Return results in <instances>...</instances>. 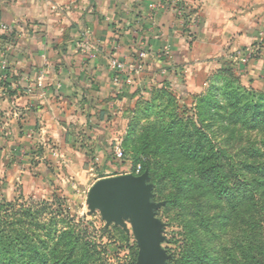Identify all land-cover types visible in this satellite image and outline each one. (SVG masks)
<instances>
[{"label": "crops", "instance_id": "0c3cea01", "mask_svg": "<svg viewBox=\"0 0 264 264\" xmlns=\"http://www.w3.org/2000/svg\"><path fill=\"white\" fill-rule=\"evenodd\" d=\"M158 1L163 0H0V22L10 28L0 32V119L9 117L17 155L30 139L43 137L56 148L52 154L43 148L38 161L44 167L55 161L54 152L80 149V131L87 135L85 145L105 155L111 132L104 124L126 115L140 98L128 89L119 92L112 56L130 59L141 49L167 48L156 56L158 71L187 69L196 91L201 77L206 83L233 63L264 30V0H182L203 22L190 45L195 21L184 27L170 6L150 12V3ZM262 51L237 72L244 87L258 92H264V41ZM190 86L188 92L195 93ZM63 156L61 162L71 167L81 164L73 153Z\"/></svg>", "mask_w": 264, "mask_h": 264}, {"label": "rangeland", "instance_id": "374dc122", "mask_svg": "<svg viewBox=\"0 0 264 264\" xmlns=\"http://www.w3.org/2000/svg\"><path fill=\"white\" fill-rule=\"evenodd\" d=\"M159 2L153 3L158 4ZM180 2L183 1L179 0ZM149 10L155 14L160 9L152 11L149 6ZM192 18L195 23L192 24L190 34L187 35L190 45L197 41V35L203 24L197 15H193ZM182 24L184 27L191 25ZM261 38H264V30L259 32L258 41L249 47L258 45ZM259 48L260 57L258 59L263 54L262 44ZM244 50L238 51L237 59L234 58L233 63L230 64L236 75L237 72H242V68H245L238 62L239 56ZM141 51L142 49L138 50L134 58L127 59L125 57L123 59L127 62L132 61L138 54L140 55ZM147 51L148 59L143 71L133 77L128 88L121 89L113 80L119 92L128 89L139 93L141 102L136 112L128 111L123 117L117 115L112 122H107L108 125L104 124L106 129L111 132L108 133L110 141L107 144L105 155L100 151L93 150L91 145H85L87 144V135H81V131H78L79 135L75 139V144L80 149L69 153L63 152L64 156L63 154L62 156L64 159H68L73 153L74 156L81 158L80 165L71 167L70 163L67 165V162H61V152H54L55 161L49 160L50 164L48 162L44 167H41L38 159L43 157V148L46 146L49 153L52 154L51 151L56 149L53 144H48V141L43 137H40L39 143L29 142L30 139L27 142L28 145H24L23 151H19V155H17L13 150V147L17 146L16 136L11 134V130L10 132L7 130L10 128L9 117H3L2 121L0 119V205L4 200L8 202L19 200L20 204L37 208H42L47 204L50 211L60 209L65 213L68 212L67 214L75 217L76 220L86 219L92 224L89 226L90 230L98 231L99 236L103 235L96 242L102 245L101 251H104L102 257L112 264H125L127 257L132 252L137 253L136 264H138L139 246L130 218L124 217L123 225L117 224L115 221L108 224L100 211L93 212L90 209L89 191L100 179L125 175V173L132 172L138 165H141L142 170L149 173V184L152 185L153 193L152 202L162 204L155 211V217L162 225L161 237L163 240L160 245L165 254V264H169L174 256H179L180 247L187 240L181 234L184 233L183 227L188 222L201 217L219 216L225 208V204L218 201L216 196L209 191H188L193 182H199L194 164L179 151L174 155L173 152L168 151L176 143V140L173 137H167L166 134V129L175 115L186 112L184 118H193L199 106V102L194 97L206 95L211 86L216 89L221 84L216 81L211 82L212 75L207 77L206 83H203L204 80L201 77L202 79H199V82L202 83L201 87L198 86L194 91L193 80L190 79L187 69H176L171 73L167 69L158 71L159 68L156 66L158 53H152L149 49ZM249 64L250 62L246 67ZM188 84H191L190 87L193 90L191 92L195 93L188 92ZM163 89L165 96H157L156 92L161 93ZM205 108L207 107L202 105V111ZM173 115L174 117H171ZM196 119L194 117V121ZM219 129L220 127L216 126L212 131L218 132ZM116 142H120L126 150L125 162L113 157L112 147ZM31 146L35 148L31 149ZM19 161H26L29 165H22ZM26 172L29 178L24 180L22 176ZM151 172L154 174L153 177L150 176ZM42 177L45 181L41 180ZM43 203L44 205H42ZM219 223L216 222L217 226ZM207 231L204 232L207 237H210L213 232L210 243H207V250L210 258L209 264H214V261L218 260L220 249L223 246H229L238 232L234 228L223 227ZM199 232L201 233L202 230ZM199 264L201 263L199 262Z\"/></svg>", "mask_w": 264, "mask_h": 264}, {"label": "trees", "instance_id": "16d2710c", "mask_svg": "<svg viewBox=\"0 0 264 264\" xmlns=\"http://www.w3.org/2000/svg\"><path fill=\"white\" fill-rule=\"evenodd\" d=\"M163 3L171 7L172 0ZM179 5L186 14L185 25L190 24L193 12L183 2ZM213 81L221 86L194 97L199 106L193 118H184L186 112L171 116L166 134L176 140L168 151H179L194 164L199 182L188 191H209L225 208L219 216L188 222L181 234L187 240L169 264H209L207 243L213 232L210 237L204 232L218 227L238 233L220 249L214 264H264V92L244 87L231 65L212 75ZM161 91L157 96H165ZM140 102L129 112H136ZM202 105L207 107L204 111ZM216 126L218 132L212 131ZM47 206L3 201L0 264H112L102 257V245L96 241L103 235L90 230L91 223ZM136 263L137 253L132 252L125 264Z\"/></svg>", "mask_w": 264, "mask_h": 264}, {"label": "water", "instance_id": "95a60500", "mask_svg": "<svg viewBox=\"0 0 264 264\" xmlns=\"http://www.w3.org/2000/svg\"><path fill=\"white\" fill-rule=\"evenodd\" d=\"M149 173L132 174L98 180L90 189V209L100 211L108 224L115 221L123 225V218L132 220L139 246L138 264H165L161 249L162 225L155 211L162 204L152 202Z\"/></svg>", "mask_w": 264, "mask_h": 264}, {"label": "built area", "instance_id": "2783aa9c", "mask_svg": "<svg viewBox=\"0 0 264 264\" xmlns=\"http://www.w3.org/2000/svg\"><path fill=\"white\" fill-rule=\"evenodd\" d=\"M149 6L152 8V11L163 9L166 7V5L162 1H160L158 4L151 3V5ZM171 7L173 8L178 19L182 23H185L186 14L183 8L180 7L179 0H172ZM192 16L193 15L189 17L190 20H193ZM0 32L8 33L10 32V28L6 24L0 22ZM263 40L264 38H261L258 45L246 48L243 52H241L238 59V62L241 64V66H246L249 62L257 60L260 57L259 47L262 44ZM147 52V49L142 50L140 55L138 54L134 60L128 62L125 59L117 58L115 56L110 59L109 67L114 73L113 80L121 89L128 88L133 80V77L143 71L146 60L148 59ZM167 53V48H165L162 49L160 53L157 54V56L162 57ZM112 153L114 159L125 162L126 154L120 142H116L114 144V146L112 147ZM126 174H132L135 176L142 175L143 172L141 165H138V167L135 168L132 172L125 173V175Z\"/></svg>", "mask_w": 264, "mask_h": 264}]
</instances>
